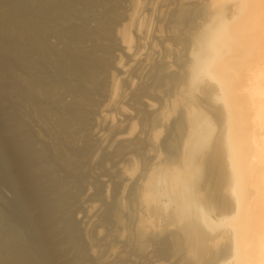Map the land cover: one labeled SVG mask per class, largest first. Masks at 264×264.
<instances>
[{"label": "bare ground", "instance_id": "bare-ground-1", "mask_svg": "<svg viewBox=\"0 0 264 264\" xmlns=\"http://www.w3.org/2000/svg\"><path fill=\"white\" fill-rule=\"evenodd\" d=\"M5 1L6 0H0V45L2 47L0 50V74L2 78L0 79L3 82L1 85L5 83L3 76L7 70V66L11 65L8 64V62L13 59L14 63L13 60H11L13 64L11 67L16 64L18 66L16 67L17 70L19 69L22 72V69H24V72L27 73L25 75L31 77L29 87L23 82L24 86L28 88L27 91H25L26 88L19 89L18 85L17 87L15 84H12L16 86V90H20L19 98L16 97L17 94L13 91L16 94V96L14 94L16 99L20 100L19 102H17V100L14 101V108L16 107L15 105L19 106L20 110L24 109L23 111H25L27 107L33 108L38 118L35 120L33 119L31 124L35 128L39 127L40 132H45V134L38 135L39 132L34 135L25 116L14 113L10 119H7L6 109H2L0 106V109H2L0 113V185L2 184L3 188L5 187L6 190L9 189L8 191H10V198L5 200V202L1 201L4 208H2L0 204V264H60L58 261L59 256L62 255L64 251L70 249L66 247L73 244H67L66 242L65 244L61 239L57 242L58 240L56 239L61 233L60 231H62L59 224V222H61L60 219L66 217L67 214L70 213L69 209L71 208H69L68 205L70 204L68 203H72L70 197L73 195L67 193L70 195V197L67 195L70 199L67 201L68 203L66 202L69 208L66 209L69 210L68 213H66L67 211L63 209L65 205H63L64 200L62 201L63 195L62 197L60 196L62 193L58 195L57 193H53V191L57 189V191L62 192L64 179L62 180L63 182L60 181V179L65 178L67 180L68 174H70V172H67V166H74V160L72 159L73 164H70V158L68 157L73 150L68 152L69 155L67 153L68 156L65 151L71 147V144L75 145L76 143H71L73 139L75 140L77 138L75 133L77 130L75 127L79 126L78 130L81 128L84 130V133L88 128H86V126L89 125L90 127L91 121L97 124V128L91 133L92 142L88 141L89 143H93V141L97 142L93 145H88L89 147L86 146V142V147H81L80 149L82 150L75 154L79 159L76 161L78 163L80 162V164L83 163L85 165L86 162L81 163V161L88 162L89 159L95 155V151L99 154L100 150L106 151L115 145L122 148L123 146L125 148L127 147V150L130 148L132 142L134 144V140L131 141V137L138 129L137 123L133 118H130L132 108L130 109L127 106V101L129 100L128 90L130 91L131 89L133 91L140 86L139 82L145 83V81L148 83L147 89L140 95L136 94L134 97H137L136 102L138 107L140 106L139 108L141 109V106L144 105V109L153 116V128L155 131H153V135L148 131V134L151 135V142H148L149 145L151 143L154 145L159 139L162 134V130L159 128L162 126L165 127L170 121V118L177 112L178 107H185L186 114L184 116L187 120H191H189L190 124H188V127L187 125L185 126V124L183 125V123L177 124L179 122H176V120L175 122L170 121V125L173 123L171 128H173V126L175 128L177 125L178 132L184 133V135H182L184 137L181 136L182 138H180V142L184 139L182 142L183 144H180L182 147L180 150V147L178 148L176 155L181 158L182 161L174 157V159H177L176 161H181V164L179 163V168L182 169L178 170V166L171 165L175 167L172 171L177 170V172L175 171L176 173H173L175 177L172 186L174 187V192L177 193L175 190V187H177L180 194V200H176L178 201L176 202L178 207L175 217L176 222L182 224L188 219L198 222L195 224L196 227L198 224L195 232L197 235L200 234V237L198 238L197 236L198 241L195 242L193 247L199 246V250L196 248L199 251L200 258L196 256L199 264H264V0H208V2H206L208 4L204 3L207 5L206 9L203 7L198 11L196 10V13L193 12V14L197 16V19L200 15L204 14L206 17L208 15V18L202 17L207 20H204V22L200 24V33L197 39L194 40L189 38L187 40L190 35L188 34V36H186L188 33L187 30L186 34L184 32L182 34V36L185 34L187 37L184 41L186 45L185 43H182L185 46L181 44L186 47V51L184 50L183 53V61H181V59L178 61L174 58V52L178 51H175L176 49L173 50L171 42H175L176 40H173L174 38H167L168 36L165 35L162 29H160L155 38L157 37L159 39L160 45H162L165 48L164 51L167 50V52L164 53L161 60L156 61L158 44L151 41L152 44L150 47L148 46L149 44H147L150 31L147 25L148 14H146V10L152 12V14L155 13L157 11V2L160 3L162 7L167 8L169 6V8L173 7L171 4H176L177 7H181V9L179 10L178 8L177 10L175 8L176 11L173 13V18H177L175 15L180 13L179 17L181 16L182 19L178 17V20L175 19L174 22L178 21L177 24L181 26L186 19H189L187 16L184 17V13L189 11L186 5V3L190 2H188V0H172L170 5L169 1L171 2V0H156V3L153 0V2H148V4L144 2L147 6H145L141 0H123V2H126L124 4L125 13L123 12L124 17L118 20L115 16L113 18L110 17L113 12L110 15L108 14V17L103 15L100 20L98 19L101 12L100 10L107 5L111 6V0H32L31 7L29 4L31 2H29V6H26L27 9L21 0ZM193 1L194 0H192V2ZM198 1L197 5L200 4ZM6 3L8 6L10 5V8H6ZM158 6L160 7V5ZM3 7L4 9H2ZM109 7H107V9ZM170 11H172V9ZM104 12L109 13L107 11ZM162 12H164L163 9ZM165 13H167L166 10ZM163 17L164 16L160 19ZM166 18L167 16L164 17V21ZM193 18L194 17H192V19ZM186 22L188 23V21ZM180 26L179 28H181ZM134 33L138 36V38L135 37L136 40L134 38ZM16 34H20V36H22L21 38L25 37L24 43L26 42V44L23 42H20V44L19 40H14L11 44H8L9 38ZM175 35L177 36V34ZM179 35L181 36V34ZM193 37L194 36H192V38ZM53 39H55L56 44H52ZM137 40L139 42L138 47L135 45V41L137 42ZM178 41L179 40L176 41L177 46H180L179 42L181 43L183 40L180 38V41ZM189 43L194 44L193 48L190 47ZM147 47H149L150 51ZM146 50L149 52H146ZM117 51L120 52L117 53ZM9 56H11V59ZM13 71L11 70L9 73ZM21 72L20 74H22ZM7 73L8 72H6V74ZM19 76L21 75L17 77ZM25 79H27V77ZM16 80L15 78L13 81L16 82ZM149 80H151V82H149ZM10 81L12 80H9V82L6 80L7 83H10ZM156 82L157 84H155ZM203 84L205 88L203 90L204 94L202 95H204L205 99L200 101L194 98L196 101H200L194 102L193 97L196 96H193L192 100L190 98L191 102H193L192 104L190 102L191 106L188 105L187 107L186 101H182L181 104L180 96L183 97V92L187 93L197 90L198 93L199 89L201 91L199 87ZM4 85L3 90L7 88ZM168 85L170 86V91L164 96L161 93L163 91L159 90L160 88H165L164 86L168 87ZM123 86H126V89ZM3 90L1 91L4 95L5 92H3ZM11 92L8 93L9 95L6 93L8 97H10ZM5 95L4 97H7ZM157 95L162 99V104L159 107L155 102V100H160ZM40 96H42V98ZM95 96L97 97L95 98ZM6 99L4 98L2 101ZM9 99L10 98H8V100ZM54 100H56V102ZM20 102L21 105H19ZM216 105H218V107H216ZM206 106L209 111H211L212 114L214 113L215 117H217L216 120L222 124L220 128H223V131L216 145L214 146L213 144L212 152L208 154L203 161L200 159V161H197L198 156H200L199 154L202 152L205 153L206 150L208 153V150L211 149L210 143H212L214 139L213 136L215 135V123H213V118L210 114V116L205 114L201 108H206ZM29 111L31 110L29 109ZM127 119L128 123L126 124ZM53 123L60 128L59 132H61L59 134L65 135L63 137L59 135L61 138L58 139V143L56 136L53 138L52 134L48 135L49 132L51 133L53 131V126L55 127ZM124 128L125 130H123ZM80 131H77V136L79 137L81 136L79 135ZM88 132L90 133L91 130H88ZM144 132L145 134L147 133L146 131ZM141 133L142 130L139 132V135ZM140 136L137 137V139L140 138ZM142 138H144V136ZM53 139H55L56 142L52 143L51 141H53ZM74 140L72 142H74ZM178 140L179 139L176 141L179 143ZM127 143L131 144L128 145ZM38 145H42L41 150L37 149ZM152 145H150L151 148ZM155 146L156 150L157 144H155ZM132 147L134 148V146ZM207 147H209V149ZM123 149H121V152L125 153L122 154L120 150L116 153V150V154L114 153V155L115 157L117 154L119 155V153L125 155L119 159L120 155L117 157V161H115L116 163L122 162L119 172L124 176L127 182V180H132L136 175V165L138 162L134 156L135 154L133 155L130 149L131 152H128V150L127 153L126 150ZM56 150H60L59 155L55 154ZM135 150L133 149V152ZM136 151V153H140V151ZM156 151H159V146ZM170 155L173 157L172 153ZM157 159L158 160L155 161L154 164L151 162L153 165V167H151L152 165L150 166L151 169L148 167L150 164L147 166L151 172L149 175V172H146L148 178L142 180V182H145L142 184L141 190H139V196L137 195V197L140 198L138 200H141L139 201L140 203H147L150 205L154 202L157 203V200L161 202L157 184L163 177L164 171L169 170L167 169L169 166L166 163L168 167L163 166V161L165 162L167 158H163V160L161 156H158ZM160 160H163L161 161L162 163H160ZM174 161L175 160H173V162ZM124 162H128V166L130 163L132 167L127 168V165H123L125 164ZM162 166L165 169L163 172H161ZM74 167H76V165ZM69 169L71 168L69 167ZM202 170H204L203 172L206 176L205 186H203L204 189L206 188V194H203L202 197L205 201L213 202L218 208L219 219H217V221L212 219L210 215L211 211L210 214L209 212L206 213L207 209L205 210L206 212H203L202 209L203 206H205L204 201L202 202L203 198L199 196L200 199H202L201 202L204 204L201 207L202 203L199 202V205L198 202H196L197 200L195 201L197 195H194L195 198L192 195L196 192L194 190H198L195 183L197 180L195 181L194 177L195 175H200ZM75 171L77 172V169ZM159 172L161 173L159 174ZM60 173H66L65 176L67 175V178H60ZM166 175L167 178H170L168 177V173ZM70 176L71 175H69V177ZM74 179L75 177L72 178L73 181ZM164 179L165 176L163 180ZM68 180L71 183V180ZM68 180L66 183L69 184ZM99 181L107 185L106 180L100 178ZM139 181H141V179ZM60 182H62V184H60ZM126 182H124L122 186H118L119 184L115 186L116 189H123V191L121 190V201H119L120 199L118 198L120 208L114 210H122L123 213L127 209L125 205L127 203L124 200L127 189ZM199 182H197V184ZM71 186L72 185H69L70 188L73 187ZM69 187L67 186V188ZM167 187L169 188V185ZM3 188H1V190ZM76 188L78 187H74L76 191H79ZM65 189H63L64 192ZM166 189L165 191L167 192L168 190ZM199 189L203 190V188ZM67 190L69 191L71 189ZM201 191H199V193L202 194L204 190ZM199 193L197 191L196 194L201 195ZM52 195L59 196V200H54L57 197L54 198ZM65 195L66 194H64V197L66 198ZM78 195L79 194L76 192V196ZM166 195L168 194L164 195L165 198ZM115 196L116 198L118 197L117 194ZM192 197L194 199H192ZM77 198L71 200H76ZM67 199L68 198L65 200ZM122 199L124 200L123 202ZM176 199H178V196H176ZM84 201H86V199ZM88 201L90 202H85V205L82 206L84 209L83 212L87 215L84 217L81 216V222L86 225L83 227L88 228L86 230L94 228L96 235L101 236L104 234L103 227L105 226L101 225L102 222H99L100 219L98 220L101 207L99 206L98 208L96 204L91 203V200ZM160 204H164V202ZM165 205L168 207L169 203ZM117 206L115 205L114 207ZM145 206L146 204H143V207ZM150 210V213L147 210L149 213L147 214L142 208L140 214H137V230L139 232L138 235L135 234L139 237L137 238L138 242L139 240H148V236L154 234L156 229L160 228V224L158 228H156L157 226L155 223H158L155 221L156 212L153 211V208ZM172 212L173 210L171 213ZM215 212L216 211H213V213ZM63 213L66 216H63ZM114 213L117 214L118 212ZM60 214L62 215L61 217ZM71 214H73L72 211ZM118 214L117 217L122 216L123 218L124 215L121 213ZM134 215L136 216V214ZM69 217L70 219L72 218V216ZM129 217L128 221L132 220L133 222V218L129 220ZM192 218L194 219L192 220ZM66 219L67 218H63L64 221ZM67 220H69V218ZM171 220V222H173V219ZM195 222H193V224ZM63 223L66 222H61L62 225ZM117 223L120 224L121 227L124 226L122 225L123 221L121 218L117 220ZM74 224L76 225V223ZM133 225L136 226L135 224ZM72 227L65 228L73 229ZM124 227L127 229V226ZM170 227L171 225L169 224L168 228ZM61 228L63 227L61 226ZM124 229L119 232V239H123L126 236ZM67 230L68 229L63 231L67 232ZM74 230H76V227ZM74 230L68 233L69 237L75 239L77 244L74 243L76 245L75 247L74 244L70 246L73 250L79 246L81 243L80 238H82H78L79 235L77 236L75 233L78 229L76 231ZM159 230L161 232V229H158V231ZM170 230L172 229L170 228ZM221 230L230 231L231 236L229 237L227 232L226 236L223 234L217 235ZM180 231L182 233V230ZM13 232L18 233L16 235L12 234ZM161 233L159 234L161 235ZM214 233H216L217 236L214 235ZM182 234H184V232ZM227 236L230 243L226 242ZM185 238L183 237L184 240ZM178 240L179 239H177V241ZM181 241H178V248L175 250V254H178L179 251L182 252V250L185 251V244L183 246ZM194 241L195 240H193V242ZM61 242L63 246L67 245L65 247L66 250L64 247L61 248L62 244H59ZM91 243H93V241H91ZM115 243L116 242H113V244ZM91 246L92 248L90 251L92 256L105 260L106 264H128L129 262L127 257H124L125 259H120L119 256V259L114 262L118 255L117 247L120 246V243L117 247L111 245L112 247H108V250L103 249L104 251L106 250L105 252L99 245L95 246L93 244ZM190 248L192 249V247ZM167 249H169V247ZM120 250L121 248H119V251ZM61 251H63L62 254ZM83 255L84 254H82V256ZM172 255L174 254L170 252V249L166 250L163 252V255L161 254V259L168 261ZM123 256L125 255L123 254ZM176 257L180 258L177 255ZM176 257L173 256V259ZM161 259L158 258L146 264H163V262L159 263L162 261ZM188 259H190V257H188ZM186 262L190 263L189 260ZM173 263L175 262L173 261Z\"/></svg>", "mask_w": 264, "mask_h": 264}, {"label": "rangeland", "instance_id": "rangeland-1", "mask_svg": "<svg viewBox=\"0 0 264 264\" xmlns=\"http://www.w3.org/2000/svg\"><path fill=\"white\" fill-rule=\"evenodd\" d=\"M6 1H8V0H6ZM5 1V2H6ZM22 2H23V4H24V6H25V8L27 9V5H28V3L29 2H31V3H29L30 4V7H31V5H32V0H21ZM141 1H143V4H145L144 2H146L147 4H148V2H153V0H141ZM191 3H190V2ZM197 1L198 0H194L193 2H192V0H188V2L189 3H186V5H187V7H188V10L190 11H187V12H185L184 14V17H186L187 16V18H189V19H186V21H188V23L186 22V21H184V24H182L181 26L179 25V24H177V22L178 21H176V22H174V20L175 19H177L178 20V17H179V14H176L175 15V17H177V18H173V13L176 11V9L178 10V8L179 7H177V5L175 6V5H173V4H171V6H173V7H171V8H167V7H162V5L160 4V3H156V0H154V2L156 3V7H157V11L155 12V13H153L152 14V12H150V11H148V10H146V14H148L147 15V25L149 26V39H148V41H147V44H149L148 46L150 47V45L152 44L151 42H155V43H157L158 45H157V49H158V52H157V55H156V57H157V60L156 61H158V60H161L162 59V57H163V55H164V53H166L167 52V50L166 51H164L165 50V48L162 46V45H160V41H159V39L156 37L155 38V36L158 34V32L160 31V29H162L163 30V32H165V35H167L168 37L167 38H169V39H173V40H179L180 41V38L183 40V42H179V44H180V46L178 45L177 46V43H176V41L174 42V41H172L171 43H172V46H173V50L174 49H176L175 51H178V52H174L175 54H174V58L176 59V60H180L181 59V61H183L184 60V58H183V53H184V50L186 51V47H184L185 45H186V43L184 42L185 41V39L187 38L186 36H188V34H193V35H191V37H190V35H189V37L187 38V40L189 39V38H191V39H194V40H196L197 39V37L199 36V33H200V24H202L203 22H204V20H207V19H205V18H208V15H207V17L203 14V15H200L199 17H198V19H197V16H195V14H193V12L194 13H196V10L198 11L200 8H207L206 6V4H208V3H206V2H208V0H199L198 1V3H200V4H198L197 5ZM204 1V2H203ZM115 3V4H113V3ZM116 2H117V4H116ZM126 2H123V0H111V6L110 5H107V6H105V8H102L100 11V15H99V20H100V18L104 15V16H107L108 14L110 15L112 12H113V14H111L110 15V17L111 18H113L114 16H115V18L118 20L119 18H123L124 17V13H125V6H124V4H125ZM170 3H172V0H171V2L169 1V5H170ZM196 3V4H195ZM204 3H206V4H204ZM5 4V3H4ZM7 4V3H6ZM150 4V3H149ZM189 4V5H188ZM120 5V6H119ZM158 5H160V7L158 6ZM197 5V6H196ZM6 6V8L8 7V8H10V5L8 6V4L7 5H5ZM29 6V5H28ZM112 7V8H110V7ZM115 6V7H114ZM145 6H147L146 4H145ZM107 7H109L108 9H107ZM184 7H186V6H184ZM7 8V9H8ZM23 8V7H22ZM24 8V9H25ZM160 8H162L163 10H164V12H162V9H160ZM176 8V9H175ZM183 8V7H182ZM2 9H4V7L2 8ZM29 9V8H28ZM112 9H113V11H112ZM169 9V10H168ZM172 9V11H170ZM181 9V7L179 8V10ZM159 10V11H158ZM165 10H166V12L167 13H165ZM193 10H195V11H193ZM104 11H107V12H109V13H105ZM124 12V13H123ZM189 12V13H188ZM104 13V14H103ZM151 13V14H150ZM157 13V14H156ZM106 14V15H105ZM165 14V15H164ZM167 14V15H166ZM187 14V15H186ZM194 15V16H193ZM210 15V14H209ZM119 16V17H118ZM122 16V17H121ZM162 16H164V17H166L167 16V18H166V20L164 21V17L162 18V19H160ZM169 16V17H168ZM190 16V17H189ZM205 17V18H202V17ZM108 17V16H107ZM109 17V18H110ZM181 17V16H180ZM179 17V18H180ZM192 17H194L193 19H192ZM201 17V18H200ZM200 18V19H199ZM153 19V20H152ZM168 19H169V21H168ZM181 19H182V17H181ZM173 20V21H172ZM180 20V19H179ZM192 20V21H191ZM194 20V21H193ZM199 20V21H198ZM161 21V22H160ZM172 21V22H171ZM196 21V22H195ZM109 22V21H108ZM108 22H106V23H108ZM174 22V23H173ZM186 22V23H185ZM189 22H190V25H189ZM198 22V23H197ZM170 23V24H169ZM154 24V25H153ZM167 24V25H166ZM172 24V25H171ZM192 24H193V26H192ZM160 25V26H159ZM169 25V26H168ZM185 25V26H184ZM162 26H163V28H162ZM179 26L182 28H179ZM184 28H183V27ZM190 26V27H189ZM193 28H192V27ZM169 27V28H168ZM172 28V29H171ZM173 28H174V30H175V32H174V30H173ZM176 28V29H175ZM186 28V29H185ZM177 30V31H176ZM183 30V31H182ZM188 31V33H187V31ZM190 30H192V31H190ZM155 31V32H154ZM171 33H170V32ZM181 31V32H180ZM190 31V32H189ZM199 31V32H198ZM167 32V33H166ZM183 32L186 34V36H185V34L182 36V34H183ZM198 32V33H197ZM152 33V34H151ZM169 33V34H168ZM197 33V34H196ZM170 34H172V35H170ZM175 34H177V36L175 35ZM179 34H181V36L179 35ZM20 36V34H16L15 36H13V37H10L9 38V43L8 44H11L12 43V41H14V40H19V43L21 42H23L24 43V38H21L22 36ZM19 37V39H18V37ZM180 36V37H179ZM192 36H194L193 38H192ZM16 37V38H15ZM138 38V36H137V34L136 33H134V38ZM184 39H183V38ZM136 38H135V40H136ZM175 38H177V39H175ZM152 39V40H151ZM151 41V42H150ZM159 41V42H158ZM55 42V43H54ZM137 42H138V40H137ZM136 41H135V45L138 47L139 46V42L137 43ZM150 42V43H149ZM20 43V44H21ZM137 43V44H136ZM175 43V44H174ZM182 43H185V45L184 44H182ZM24 44H26V42L24 43ZM52 44H56V41H55V39H53V43ZM184 45V46H182V45ZM190 44V43H189ZM192 45V46H191ZM161 46V47H160ZM193 46H194V44H190V47H192L193 48ZM149 47H147V49L149 50ZM182 47H184V48H182ZM189 47V48H190ZM163 50H162V49ZM183 50H182V49ZM191 48V49H192ZM2 49V47H1V45H0V50ZM178 49V50H177ZM188 49V48H187ZM148 50H146V52H149ZM161 50H162V52H161ZM118 52H120V51H117V53ZM9 58L11 59V56H9ZM11 60H13V59H11ZM9 61V62H11V63H9L8 62V64H11V65H13L12 64V61ZM13 63H14V60H13ZM11 65H8L7 66V70H6V72H8L7 74H6V72H5V74H4V78L3 79H5L4 80V82L5 83H7V82H9V80H12V81H10V83H7V84H3L5 87H7V88H4V90H3V85H1L3 82H2V80L0 81L1 83H0V88H2V89H0V96H1V98H0V106L2 107V109H6V113H7V119H10V117H12V115L14 114V113H17V114H19V115H22V116H25V118H26V120H27V123H29V125H30V128H31V131H32V133L34 134V135H36L37 133H39L40 132V129H39V127H33L32 126V124H31V122H32V120L34 119H36V118H38V115H36V113L34 112V110H33V108H31V107H27V111L25 110V111H23L24 109H22V110H20V108H19V106H17V105H15L16 107L14 108V104H15V102L14 101H16L17 99H16V97L17 98H19L18 96H19V92H20V90H16V86L20 89H24V88H26V90L25 91H27L28 90V88L27 87H29L30 86V78L31 77H28V75H25V74H27V73H25L24 72V69H22L23 71L21 72L19 69L17 70V68L16 67H18L16 64H14V66H12L11 67ZM156 65V64H155ZM15 68V69H14ZM176 68V67H175ZM13 69H14V71H13ZM13 71L12 73H9L10 71ZM17 70V71H16ZM22 73V74H20V72ZM16 72V73H15ZM19 72V73H18ZM155 72V71H154ZM24 73V74H23ZM1 75V74H0ZM18 75H21V76H19V77H17ZM21 77V78H20ZM22 77H23V79H22ZM27 77V79H25V78ZM0 78H2V75L0 76ZM17 79L16 80V82L15 81H13L14 79ZM22 79V80H21ZM6 80H7V82H6ZM21 80V81H20ZM12 82V83H11ZM15 82V83H14ZM23 82H25V85L27 86V87H25L24 86V83ZM27 82V83H26ZM149 82H151V80H149ZM12 84H15L16 86H14V85H12ZM155 84H157V82L155 83ZM139 87H137V88H135L133 91L130 89V91L128 90V98H129V100L127 101V106L131 109V111H132V114H131V117L130 118H133L134 119V121L137 123V125H138V129H137V131L135 132V134L131 137L132 139H131V141H133L134 140V144H133V142H132V146H134V148L129 144V143H127L128 145H130V148H128L127 150H126V148L123 146V148L126 150V153H127V151L130 149L131 151H132V153H133V155L135 156V158H136V160H137V162H138V164L136 165L137 166V168H136V177L134 176V178L132 179V180H127V182L125 181V178H124V176L122 175V174H120V164H122V162H120V163H116V161H117V157H119L121 154L119 153V155L117 154V156L115 157V155H114V153L116 152V150H117V152L116 153H118V150H120V152L122 151L121 149H123L122 147H119V146H114V147H112V148H109V149H107L106 151H103V150H100L99 151V154L95 151V155H93L92 156V158L91 159H89V161L87 162V161H81V163L82 162H86V164L84 165L83 163V166H82V168H81V165L82 164H80V162L78 163L76 160H79L78 159V157H77V155H75V154H77L78 152H80L82 149H80L81 147H83L84 148V146H85V144H86V142H87V144H86V146H88V145H93V144H95V142H97V141H93V143H89L88 141H90V142H92V139H91V133H92V131L95 129V128H97V124L94 122V121H91V124H90V127H89V125H87L86 126V128L88 127V128H90V129H88L87 128V131L86 132H84L83 133V131L84 130H82L81 128H80V130H82V131H80V130H78L79 129V126H76L75 127V129L77 130V131H80L79 132V135H81L80 137L79 136H77V131L75 132L76 133V139L74 140V142H72L71 141V143H75V145H77V146H75L74 144H71L70 146L72 147H70L69 149H66V155H67V153L68 152H71L72 150L75 152H71L70 153V156H68L69 155V153H68V157L70 158V164L73 162V160H74V166L76 165V167H72V165L70 166V165H68L67 166V172L69 173L70 172V174H68V179H70L71 180V183L69 182V180H68V182H69V184L68 183H66L67 182V180L65 179V178H62V177H66L67 178V175L65 176V174L66 173H60V178H62V179H60V181H62L63 179V181H64V184H63V189H65V186H66V189H65V192L63 191V189H62V192L61 191H57V189H56V191L54 190L53 191V193H57L58 195H60V193H62L60 196L62 197V195H63V199H62V201L64 200V203H63V205L66 207H64L63 206V209H65V211H67L66 213H68V211L70 212L69 214H67V216L66 215H64V213H63V216H66V217H62L61 219H60V221L61 222H66V223H63V225L61 224V222H59V224H60V229L62 230V231H60L61 233L59 234V236H57V242H59V240L61 239V241L62 242H66L67 244H76V241H75V239H73V238H71V237H69V234L68 233H70V231L72 230H74L75 229V227H76V230L78 229V231H76V230H74V231H76L75 233H76V235L78 236L79 235V237L78 238H80V237H82V238H80L81 239V243L79 244V246L78 247H76L74 250L73 249H71V247L70 246H73V244L72 245H70V246H68V247H66L65 245L63 246V243L61 242V243H59L62 247L61 248H63L64 247V249L66 250V248H70L69 250H66V251H61V254H62V252H63V254L62 255H60L59 256V259H58V261L60 262V264H106V261L105 260H101V259H98V258H96V257H94V256H92V254H91V248H92V246L91 245H95V246H97V245H99V246H101L100 248L103 250V249H106V250H108L109 248H111L113 245L115 246V247H117L118 245H119V243H120V246H118L117 248V252H118V255H117V257L115 258V260H114V262H116V260H118L119 258L120 259H125L126 257H127V259L129 260V262H128V264H146V263H148V262H150V261H155V260H157L158 258H162L161 257V254L163 255V252L164 251H166V250H169L170 249V252H172V254H174V255H172V259L170 258L168 261H165V260H162L161 262H159V263H162L163 262V264H164V262H165V264H199V261H198V259H196V256H197V258H200L199 257V246L198 247H193L194 246V244H195V242L196 241H198L197 239L200 237V234L199 235H197V233L195 232V230H197V227H198V224H197V227H196V223H198V222H195L196 220H193L194 218H192V220L193 221H191V219H188V220H186V221H184L182 224H180L179 222H176V220H175V217H176V211L178 210L177 208V205H176V202H178V201H176V200H180V194H179V190L177 189V187H175V190L177 191V193L176 192H174V187L172 186V183H173V181H174V177H175V174H173L175 171L177 172V170H174V171H172L173 169H175V167L174 166H178V170L179 169H182V168H179L180 167V165H179V163L182 161L181 160V158H179L178 156H176L177 155V152H178V148H179V150L181 149V147L182 146H180V144H183L182 142L184 141V139H182V142H180L181 140H180V138H182V137H184V136H182V135H184V133H181V132H178V126L176 125V127L174 128V126H173V128H171V125L173 124H171L170 125V121H172V122H175V120H176V122H179V123H177V124H182L183 123V125L185 124V126L187 125V127H188V124H190V121L189 120H187V118L184 116L185 114H186V108H185V110H184V108H183V106H180V107H178V109H177V112L174 114V116H172L171 118H170V121L165 125V127L164 126H162L161 128H159V129H161L162 130V134H161V136L159 137V139L155 142V144H157V149L156 150H158V146H159V151H156L155 150V144L154 145H152V143L150 144V145H152V148L154 149H152L151 148V146L149 145V141L151 142V135H153V131H155L154 130V128H153V125H154V122H153V116H151L150 115V112H148L146 109H144V105L143 106H141V109L138 107V105H137V102H136V98L137 97H134V96H136V94H141V93H143L144 92V90H146L147 89V85H148V83L145 81V83L143 82V83H141V82H139ZM2 86V87H1ZM123 87H125V89H126V86H123ZM146 87V88H145ZM165 88H163V89H161L160 88V90L159 91H163V92H161L162 93V95H166L169 91H170V86L168 85V87H166V86H164ZM9 88V89H8ZM12 88V89H11ZM13 88H14V90H13ZM17 88V89H18ZM199 88H201V91H200V89ZM198 89H199V91H198V93H197V90L196 91H192V92H190V94H189V92H183L184 94H183V97H181L180 96V98H181V104H182V101H186V105H187V107H188V105L189 106H191V104L193 103V102H191V100H192V97L193 96H196V97H193V100H194V102H200V101H202V99H205V97H204V95H202V94H204L203 93V90H204V88H205V86H204V84L203 85H201L200 87H199ZM6 89H8L10 92H11V90H12V92H11V95H10V97H8L7 96V94L8 93H10L8 90H6ZM140 89V90H139ZM167 89V90H166ZM1 90H3V92H5V96H7V97H4V95H3V93H2V91ZM139 90V91H138ZM7 91V92H6ZM13 91H15L16 92V94H17V96H16V94H15V92H13ZM101 91V90H100ZM22 93V92H21ZM186 93V94H185ZM14 94H15V96H14ZM135 94V95H134ZM196 94V95H195ZM9 95V94H8ZM189 95V96H188ZM12 96V97H11ZM14 96V97H13ZM156 96V95H155ZM158 96V98H160V96L159 95H157ZM41 98H42V96H40ZM97 96H95V98H96ZM204 97V98H203ZM3 98V99H2ZM4 98L7 100H5V101H2V100H4ZM8 98H10L9 100H8ZM15 100H14V99ZM26 98V97H25ZM190 98H191V100H190ZM196 100H200V101H196ZM207 99V98H206ZM95 100V99H94ZM20 100L18 99L17 100V102H19ZM55 102H56V100H54ZM53 101V102H54ZM203 101H205V100H203ZM4 102V103H3ZM16 102V103H17ZM58 102V101H57ZM155 102L157 103V105H158V107L162 104V99L160 98V100L158 101V100H155ZM190 102H191V104H190ZM19 105H21V102L19 103ZM0 107V108H1ZM143 107V108H142ZM216 107H218V105H216ZM16 108H19V109H16ZM202 108V110L204 111V113L205 114H207V115H211V117L213 118V123H215L214 124V136H213V141H212V143H210V146H211V149H209V147H207L209 150H208V153H207V148L205 149L206 151H205V153L204 152H202L201 154H199L200 156H198V159H197V161H203L207 156H208V154H210L211 152H212V146H213V144H214V146L216 145V143L218 142V140H219V137L221 136V134H222V131H223V128H220V126L222 125V124H220L217 120H216V118L217 117H215V115H214V113L212 114V112L211 111H209V109H208V107L206 106V108L205 107H201ZM2 109H0V113H1V111H2ZM29 109L31 110V111H29ZM88 109V108H87ZM205 109V110H204ZM5 111V110H4ZM12 111V112H11ZM205 111H207V112H205ZM35 114H34V113ZM26 114V115H25ZM34 115V116H33ZM209 115V116H210ZM35 117V118H34ZM186 118V119H185ZM141 122H140V121ZM178 120V121H177ZM181 120V121H180ZM138 121V122H137ZM89 123V122H88ZM128 123V119H127V122H126V124ZM54 124V123H53ZM125 124V125H126ZM142 124V125H141ZM148 124V125H147ZM149 124H151V125H149ZM55 125V127L53 126V131L50 133L49 131V133H48V135L50 134H52L53 136V138H55L54 136H56L57 137V143H58V139H60L61 137H63V136H65V135H62V134H59L60 132H59V130H60V128L58 127V126H56V124H54ZM147 125V126H146ZM169 125H170V127H169ZM152 126V127H151ZM56 127H57V129H56ZM82 127V126H81ZM126 127V126H125ZM142 127V128H141ZM144 127V128H143ZM38 128V129H37ZM127 128V127H126ZM164 128V129H163ZM171 128V129H170ZM85 129V128H84ZM151 129H153V130H151ZM38 130V131H37ZM86 130V129H85ZM88 130L90 131L91 130V132L89 133L88 132ZM123 130H125V128L123 129ZM142 130V135L140 136L139 135V132ZM55 131V132H54ZM75 131V130H74ZM144 131H146L147 133L145 134V132ZM148 131H150V133H152L151 135L150 134H148ZM152 131V132H151ZM36 133V134H35ZM58 133V134H57ZM81 133V134H80ZM173 133V134H172ZM44 135L45 134V132L43 133V132H40L38 135ZM89 134V135H88ZM59 135H61V137L59 136ZM89 137H87V136ZM140 136V138H138L137 139V137H139ZM144 136V138H142ZM182 136V137H181ZM50 137V136H49ZM59 137V138H58ZM83 137V138H82ZM149 137V138H148ZM80 138V139H79ZM218 138V139H217ZM79 141H78V140ZM83 139V140H82ZM148 139H150V140H148ZM177 139H179L178 141H179V143L176 141ZM51 140V139H50ZM78 141V142H77ZM165 141V142H164ZM52 143L53 142H56V140L55 139H53V141H51ZM141 142H142V144H141ZM153 142V141H152ZM174 142V143H173ZM176 142V143H175ZM215 142V143H214ZM89 143V144H88ZM136 143V144H135ZM159 143V144H158ZM126 144V145H127ZM148 144V145H147ZM174 144H177V145H174ZM136 145V146H135ZM143 145H145V146H143ZM176 147H174V146ZM85 146V147H86ZM95 146V145H94ZM150 146V147H149ZM155 146V147H154ZM38 148V150H41L42 149V145H38L37 146ZM60 147H61V145H60ZM59 147V148H60ZM89 147V146H88ZM91 147V146H90ZM140 147V148H139ZM145 147H148V148H145ZM174 147V148H173ZM141 148H145V149H141ZM161 148V149H160ZM172 148H173V150H172ZM71 149V150H70ZM96 149V148H95ZM94 149V150H95ZM111 149V150H110ZM123 149V150H124ZM133 149L135 150H138V152L140 151V153H136L135 151V153L133 152ZM163 149V150H162ZM177 149V150H176ZM61 150V149H60ZM60 150H56V152H55V154L56 155H59L60 154ZM77 150V151H76ZM128 151V152H131V151ZM150 150H153V151H150ZM107 151H109V152H107ZM113 151V152H112ZM163 151V152H162ZM173 151V152H172ZM150 152V153H149ZM153 152V153H152ZM155 152V153H154ZM160 152V153H159ZM162 152V153H161ZM103 153V154H102ZM111 153H112V155H111ZM115 153V154H116ZM122 153V152H121ZM123 153H125V152H123ZM122 153V154H123ZM172 153V155H173V157H171V154ZM175 153V154H174ZM98 154V155H97ZM151 154V155H150ZM153 154V155H152ZM160 154V155H159ZM169 154V155H168ZM75 155V156H74ZM164 155H165V157H164ZM167 155V156H166ZM96 156V157H95ZM125 155H121L120 156V158L119 159H121L122 157H124ZM158 156H161V159H163V158H167L166 159V161L164 162L163 160H160V163H162L161 161H163V163H164V165L163 166H167L166 168L167 169H169V170H166V171H164L165 173L163 174V177L160 179V181L158 182V187H157V190H158V192H159V199H160V201L161 202H159V200H157V203H153V204H150V205H152V206H150L149 204H147V203H140L139 201H141V200H138V199H140V198H138L137 197V195L139 196V194H140V191L139 190H141V186H142V184L145 182V181H143L142 182V180H146L147 178H148V176H147V173H148V175L150 174V170L148 169V167H150L152 164H151V162L154 164L155 163V161H157L158 159ZM170 156V157H169ZM105 157V158H104ZM110 157V158H109ZM174 157H177V159L179 158V160H181V161H176L177 159H174ZM116 158V159H115ZM156 158V159H155ZM172 158V159H171ZM73 159V160H72ZM107 159H109V160H107ZM151 159H152V161H151ZM154 159H155V161H154ZM200 159V160H199ZM72 160V161H71ZM107 160V161H106ZM116 160V161H115ZM145 160H147V161H145ZM173 160H175L174 162H173ZM76 161V162H75ZM72 163V164H73ZM80 164V165H78V164ZM125 163V162H124ZM128 162H126L125 164H123V165H127L126 167L127 168H131L132 167V165L129 163V166H128V164H127ZM167 165H166V164ZM150 164V165H149ZM181 164V163H180ZM123 165H121V166H123ZM138 165H140V166H138ZM149 165V166H148ZM171 165H174V166H171ZM79 168H78V167ZM148 166V167H147ZM162 166V168H161V172H163V170H165L164 169V167ZM69 167L71 168V169H69ZM151 167H153V165L151 166ZM151 167H150V169H151ZM172 167V168H171ZM182 167V166H181ZM77 169V172L78 171H80V172H76L75 170ZM78 169H80V170H78ZM83 170V172H82V170ZM204 170H202L201 172V174L203 175H195V183H196V185H197V187H198V190H194V191H196L195 192V194L193 193L192 195L194 196H196L197 195V198H195V196H194V198H195V201L196 202H198V204H199V202L200 203H202L203 201H204V204H205V206H203L204 204L202 203V205H201V207L203 206V212H206V213H208L209 212V214H210V211H211V216H212V219L214 220V221H217V219H219V216H218V208L216 207V205H214V203L213 202H211V201H205V199L202 197L203 196V194H206V188L204 189V187L203 186H205V178H206V176H205V173L203 172ZM140 172V173H139ZM147 172V173H146ZM161 172H159V174L161 173ZM175 172V173H176ZM83 175H81V174ZM169 174V176L168 177H170V178H167V175L166 174ZM62 174V175H61ZM80 176H78V175ZM138 174V175H137ZM146 174V175H145ZM69 175H73L71 178L69 177ZM84 175H85V177H84ZM82 176V177H81ZM164 176H165V179L163 180V178H164ZM58 177V178H59ZM75 177V179H74V181L72 180V178H74ZM161 177V176H160ZM196 177H198V178H196ZM203 177V178H202ZM76 178H78V179H76ZM100 178H102V179H104V180H106V182H107V185H104L101 181H99L100 180ZM137 178V179H136ZM167 178V179H166ZM193 178V179H194ZM202 178V179H201ZM141 179V181H139ZM201 179V180H200ZM59 180V179H58ZM201 181V182H199V181ZM62 181V182H63ZM75 181H79V182H75ZM131 181H133V182H131ZM165 181V182H164ZM167 181H169V182H167ZM62 182H60V184H62ZM80 182H82V183H80ZM124 182H126L127 183V189H126V193H125V202L127 203V204H125V202H124V204L127 206V209L125 210V212L123 213V211L122 210H117V211H115L114 209H118V208H120V202L119 201H121V198H122V191H123V189H121V190H119V189H116V187L115 186H117L118 184V186H122V184L124 183ZM138 182H141V183H138ZM167 182V183H166ZM197 182H199L198 184H197ZM1 183V182H0ZM102 183V184H101ZM138 183V184H137ZM202 183V184H201ZM68 184V185H67ZM164 184H165V186L167 187L168 185H169V188L167 187V189H166V187L164 186ZM200 184V185H199ZM49 185V184H48ZM69 185H72L71 187L73 188V190H72V188H70L69 187ZM77 185V186H76ZM101 185H103V186H101ZM195 185V186H196ZM67 186L69 187V188H67ZM124 186V185H123ZM140 186V187H139ZM74 187H78V188H76V189H78L79 191H76L75 189H74ZM106 187V188H105ZM196 187V188H197ZM1 188H3V186H2V184L0 185V204H1V201H3V202H5V200H7L8 198H10V191H8V190H6L5 189V187L1 190ZM89 188V189H88ZM90 188H91V190H90ZM140 188V189H139ZM195 188V189H196ZM199 188H203V190H204V192H202L203 190L202 189H199ZM67 189H71V190H67ZM83 189V190H82ZM87 189V190H86ZM105 191H104V190ZM135 190V192H134V190ZM162 189V190H161ZM165 189L166 190H168L167 192L165 191ZM170 189V190H169ZM6 190V191H5ZM75 190V191H74ZM82 190V191H81ZM108 190V191H107ZM117 190V191H116ZM202 190V191H201ZM4 191V192H3ZM8 191V192H7ZM92 191V192H91ZM137 191V192H136ZM139 191V192H138ZM161 191V192H160ZM165 191V192H164ZM197 191H198V193H199V191H201L202 192V194L201 193H199V194H201V195H198V194H196L197 193ZM2 192V193H1ZM59 192V193H58ZM64 192V193H63ZM76 192L79 194L78 196H76ZM80 192V193H79ZM104 192V193H103ZM53 193H51V194H53ZM70 194V195H73L72 197H70V195H68V194ZM176 193V194H175ZM64 194H66L65 196H66V198H68L67 200H65L66 198L64 197ZM103 194V195H102ZM117 194V198H116V195ZM165 194H168V195H166V198L164 197V195ZM178 194V195H177ZM67 195L71 198V199H74V198H77L76 200H71L69 197H67ZM81 195V196H80ZM171 195V196H170ZM9 196V197H8ZM54 198H56V199H54V200H59V196H57V195H52ZM90 196V197H89ZM161 196V197H160ZM173 196V197H172ZM176 196H178V199H176ZM201 198H203V200L202 199H200V197ZM74 197V198H73ZM163 197V198H162ZM170 197V198H169ZM65 198V199H64ZM108 198V199H107ZM110 198V199H109ZM118 198L120 199L119 201H118ZM137 198V199H136ZM168 198V199H167ZM193 197H192V199H194ZM69 199H70V201H72V203L70 202V203H68L67 201H69ZM86 199V201H84ZM88 200H91V203H94V204H96L97 206H98V208H99V206L101 207L100 208V215H99V217H98V220H99V222H102V223H104V224H102L101 223V225H105L104 227H103V235H101V236H98V235H96V232L94 231L95 229L94 228H92V229H90V230H86V229H88L87 227H83L85 224H83L82 222H81V216L82 217H84L85 215H87V214H85V212H83L84 211V209H83V205H85L84 203L85 202H90V201H88ZM105 200V201H104ZM123 199H122V202L124 201ZM199 200V201H198ZM201 200H202V202H201ZM78 201V202H77ZM82 201H83V203H82ZM118 201V202H117ZM9 202V201H8ZM56 202V201H55ZM68 204H70V205H68ZM164 202V204H160V203H163ZM171 202V203H170ZM206 202V203H205ZM210 202V203H209ZM113 203H115V204H113ZM140 203V204H139ZM169 203V206L167 207L165 204H168ZM173 203V204H172ZM210 205H209V204ZM213 203V204H212ZM56 204H57V202H56ZM69 206V208H71V209H69L68 207H67V205ZM72 204V205H71ZM141 204H142V208H143V211L145 212V213H147V214H149L150 212H151V210L150 209H152L153 208V211H155L156 213V215H155V221L156 222H158V223H155L156 224V228H158V225H159V227L160 228H158V229H161V232H160V230L158 231V229H156V232L154 233V234H152V235H150V236H148V240H146V241H144V240H139V242L137 241L138 239L137 238H139L137 235H138V223H137V219H138V216H137V214H140V211L142 210V208H141ZM143 204H146V206L145 207H143ZM117 206V207H114V206ZM129 205V206H128ZM149 205V206H148ZM158 205V206H157ZM179 205V204H178ZM200 205V204H199ZM208 205H209V207H208ZM1 206H2V204H1ZM1 206H0V208H1ZM147 206H148V208H147ZM162 206H164V207H162ZM171 206V207H170ZM207 206V207H206ZM112 207H114V208H112ZM156 207H157V209H156ZM174 207V208H173ZM2 208H4V206H2ZM110 208V209H109ZM155 208V209H154ZM160 208H162V209H160ZM66 209H69V210H66ZM133 209V210H132ZM139 209V210H138ZM141 209V210H140ZM146 209V210H145ZM159 209V210H158ZM170 209V210H169ZM176 209V210H175ZM207 209V210H206ZM209 209V210H208ZM109 210V211H108ZM138 210V211H137ZM149 211V213H148V211ZM163 212H162V211ZM173 210V212L171 213V211ZM206 210V211H205ZM71 211H72V213L73 214H71ZM102 211V212H101ZM122 211V212H121ZM134 211V212H133ZM137 211V212H136ZM147 211V212H146ZM213 211H216L215 213H213ZM114 212H118V213H121L122 215H124L123 216V218H122V216H119V217H117V214L116 213H114ZM130 212H132V213H130ZM139 212V213H138ZM76 213H77V215H76ZM80 213V214H79ZM158 213V214H157ZM167 213V214H166ZM62 214V213H61ZM60 214V217L62 216ZM115 214H116V216H115ZM133 214V215H132ZM134 214H136V216L134 215ZM163 214V215H162ZM166 215V217H165V215ZM216 214H217V216H216ZM76 215V216H75ZM119 215V214H118ZM126 215V216H125ZM131 215V216H130ZM69 216H72V220L70 219V217ZM130 216V217H129ZM79 217V218H78ZM111 217V218H110ZM114 217V218H113ZM117 217V218H116ZM128 217H129V220L131 219V218H133V222H132V220H130V221H128ZM157 217V218H156ZM170 217V218H169ZM174 217V218H173ZM216 217H218V218H216ZM63 218H69V220L71 221H69V220H63ZM121 218V220L123 221V224L122 225H124V226H127V229H126V227H124V226H120V224H118L117 223V220L118 219H120ZM125 218V219H124ZM136 218V219H135ZM107 221H106V220ZM111 219H112V221H111ZM171 219H173V222H171L172 220ZM63 220V221H62ZM126 220V221H125ZM159 221H161V222H159ZM165 221V222H164ZM169 221V222H168ZM175 221V222H174ZM190 221H191V223H190ZM98 222V223H99ZM129 222V223H128ZM135 222V223H134ZM166 222H167V224H166ZM187 222V223H186ZM193 222H195L194 224H193ZM71 223H72V225H71ZM74 223H76V225L74 224ZM125 223V224H124ZM127 223V224H126ZM131 223V224H130ZM179 225H178V224ZM65 224V225H64ZM74 224V225H73ZM133 224H135L136 226H134ZM169 224L171 225V229L172 230H170V228H168L169 227ZM185 226H184V225ZM192 224V225H191ZM129 225V226H128ZM130 225H131V227H130ZM133 225V226H132ZM61 226L63 227V228H61ZM73 226V227H72ZM86 226V225H85ZM174 226H175V228H174ZM184 226V227H183ZM190 226V227H189ZM195 226V227H194ZM65 227H72L73 229H71V228H65ZM125 229H124V228ZM135 227V228H134ZM162 227V228H161ZM163 227H164V230H163ZM173 227V228H172ZM188 227V228H187ZM193 227V228H192ZM115 228H116V231H115ZM133 228V229H132ZM182 228V229H181ZM190 228V229H189ZM195 228V229H194ZM66 229H68L67 230V232H64ZM69 229H71V230H69ZM118 229V230H117ZM122 229H124L125 230V232H126V236L123 238V239H119V236H118V234H119V232L122 230ZM166 229V230H165ZM169 229V230H168ZM184 229V230H183ZM189 229V230H188ZM22 230H25V229H22ZM64 230V231H63ZM114 230V231H113ZM175 230V231H174ZM180 230H182V233L184 232V234H182L181 233V231ZM191 230H193V231H191ZM27 231V230H26ZM134 231H136V232H134ZM168 231V232H167ZM176 231H177V233H176ZM189 231V232H188ZM224 230H221L217 235H219V234H223V235H225L226 236V234L227 235H229V237L231 236V232L229 231V232H227V231H224ZM85 232H86V235H85ZM116 232V233H115ZM227 232V233H226ZM17 233L18 232H13L12 234H16L17 235ZM22 233V232H21ZM84 233V234H83ZM137 235H136V234ZM159 233H161V235L159 234ZM169 233V234H168ZM196 235H195V234ZM88 234H89V236H88ZM117 234V235H116ZM135 234V235H134ZM156 234V235H155ZM188 234V235H187ZM116 235V236H115ZM131 235V236H130ZM153 235H155V236H153ZM214 235H216V233H214ZM213 235V236H214ZM216 235V236H217ZM85 236H87V237H85ZM187 236H188V238H187ZM196 236V237H195ZM197 236H198V238H197ZM213 236H211V237H213ZM110 237V238H109ZM179 237V238H178ZM182 239H181V238ZM183 237L185 238V240L183 239ZM195 237V238H194ZM22 238H23V235H22ZM132 238H134V239H132ZM153 238V239H152ZM189 238H190V240H189ZM191 238H192V241H191ZM210 238V237H209ZM66 239V240H65ZM131 239H132V241H131ZM152 239V240H151ZM157 239H159V240H157ZM177 239H179L181 242H182V244H183V246H184V244H185V251H183L182 250V252H180L179 251V253L178 254H175V250H177V244H178V241H177ZM108 240V241H107ZM130 240V241H129ZM136 240V241H135ZM193 240H195L194 242H193ZM90 241V242H89ZM91 241H93V243H91ZM118 241V242H117ZM149 241V242H148ZM177 241V242H176ZM186 241V242H185ZM113 242H116L115 244H113ZM130 242V243H129ZM147 242V243H146ZM171 242V243H170ZM173 242V243H172ZM176 243V245H175V243ZM192 242H193V245H192ZM226 242H229V240H228V236H227V241ZM65 243V244H66ZM118 243V244H117ZM125 243H127V244H125ZM139 243V244H138ZM142 243V244H141ZM150 244V246H149V244ZM188 243V244H187ZM189 243H191V244H189ZM230 243V242H229ZM228 243V244H229ZM74 244V247L77 245H75ZM102 244V245H101ZM124 244H125V246H124ZM141 244V245H140ZM143 244H144V246H143ZM147 244V245H146ZM173 244V245H172ZM187 244V245H186ZM112 245V246H111ZM146 245V246H145ZM167 245H168V247H169V249H167L168 247H167ZM189 245H191V246H189ZM139 246V247H138ZM141 246V247H140ZM192 247V249L190 248H187V247ZM196 246H197V244H196ZM225 246H226V243H225ZM224 246V247H225ZM66 247V248H65ZM74 247H72V248H74ZM81 247V248H80ZM106 247V248H105ZM109 247V248H108ZM123 247V248H122ZM142 247H143V249H142ZM146 247V248H145ZM149 247V248H148ZM175 247V248H174ZM82 250H80V249ZM83 248V249H82ZM119 248H121V250L119 251ZM198 250H197V249ZM63 249V250H64ZM148 249V250H147ZM187 249H188V252H187ZM195 249V250H194ZM75 250H77V251H75ZM84 250V251H83ZM105 250V251H106ZM146 250V251H145ZM192 250V251H191ZM73 251V252H72ZM104 251V250H103ZM104 251V252H105ZM77 252V253H76ZM143 252V253H142ZM178 252V251H177ZM184 252H185V254H184ZM191 252V253H190ZM181 253V254H180ZM189 253V254H188ZM82 254H84L83 256H82ZM87 254V255H86ZM123 254L125 255V256H123ZM159 254V255H158ZM171 254V253H170ZM180 254V255H179ZM176 255L177 256H179L180 258H177L176 257ZM188 255V256H187ZM118 256H119V258H118ZM122 256V257H121ZM173 256H175L176 258H174L173 259ZM184 256H185V259H184ZM125 257V258H124ZM188 257H190V259H188ZM61 258V259H60ZM63 259V260H62ZM178 259V260H177ZM182 259V260H181ZM172 260V261H171ZM189 260V262L190 263H188V262H186V261H188ZM173 261L175 262V263H173ZM177 261V262H176ZM179 261V262H178ZM181 261H182V263H181Z\"/></svg>", "mask_w": 264, "mask_h": 264}]
</instances>
